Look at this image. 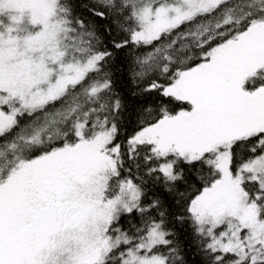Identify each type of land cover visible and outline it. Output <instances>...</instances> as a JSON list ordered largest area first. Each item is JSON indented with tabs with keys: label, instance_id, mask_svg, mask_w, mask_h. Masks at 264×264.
<instances>
[{
	"label": "snow or ice",
	"instance_id": "obj_1",
	"mask_svg": "<svg viewBox=\"0 0 264 264\" xmlns=\"http://www.w3.org/2000/svg\"><path fill=\"white\" fill-rule=\"evenodd\" d=\"M264 264V0H0V264Z\"/></svg>",
	"mask_w": 264,
	"mask_h": 264
},
{
	"label": "trees",
	"instance_id": "obj_2",
	"mask_svg": "<svg viewBox=\"0 0 264 264\" xmlns=\"http://www.w3.org/2000/svg\"><path fill=\"white\" fill-rule=\"evenodd\" d=\"M188 256H189V262H190V264H197V261H198V257H197V259L194 261V260H192V254H191V252H189L188 253Z\"/></svg>",
	"mask_w": 264,
	"mask_h": 264
}]
</instances>
